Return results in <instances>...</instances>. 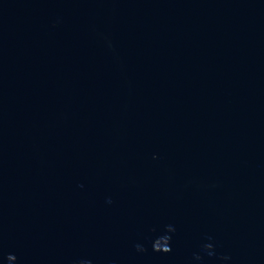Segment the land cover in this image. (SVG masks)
<instances>
[{
    "label": "water",
    "instance_id": "obj_1",
    "mask_svg": "<svg viewBox=\"0 0 264 264\" xmlns=\"http://www.w3.org/2000/svg\"><path fill=\"white\" fill-rule=\"evenodd\" d=\"M0 264H264V0H0Z\"/></svg>",
    "mask_w": 264,
    "mask_h": 264
},
{
    "label": "clouds",
    "instance_id": "obj_2",
    "mask_svg": "<svg viewBox=\"0 0 264 264\" xmlns=\"http://www.w3.org/2000/svg\"><path fill=\"white\" fill-rule=\"evenodd\" d=\"M109 203H111V200L109 199L108 201ZM175 233V228L172 226V225H166L165 227V234L168 235V247L166 249H161L160 247H158L156 244H155V241L157 240V238H155L153 241H152V251L154 252H164V253H168L172 250L171 248V235L170 234H173ZM209 241H211V237L208 238ZM137 250L138 251H147V248L142 246V245H137ZM201 251L206 253L208 256H213L215 255V248H214V244L211 243V242H206L204 244H202L201 246ZM195 259L196 260H202L203 257L200 255V254H196L195 256ZM220 259L224 260V261H227L230 259V257L228 256H222L220 257Z\"/></svg>",
    "mask_w": 264,
    "mask_h": 264
}]
</instances>
